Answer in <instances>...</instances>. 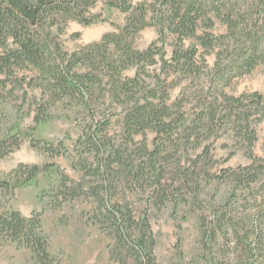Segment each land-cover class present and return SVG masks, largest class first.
Returning a JSON list of instances; mask_svg holds the SVG:
<instances>
[{"label": "trees", "instance_id": "obj_1", "mask_svg": "<svg viewBox=\"0 0 264 264\" xmlns=\"http://www.w3.org/2000/svg\"><path fill=\"white\" fill-rule=\"evenodd\" d=\"M99 1L0 0V98L13 93L9 82L24 99L27 88H38L41 97L32 106L36 125L54 118L53 107H63L80 127L72 161L77 178L54 163L20 164L0 177V190L55 172L54 208L91 199L95 223L112 237L116 264H159L150 208L189 205L201 194L200 178L226 182L230 193L204 206L208 215L204 211L200 217L206 259L264 264V143L263 154H255L264 97L257 91L237 96L225 91L235 79L264 67V0H141L136 5L105 0L127 14L125 24L98 42L66 51L60 34L70 21L89 26L102 20L92 13ZM219 25L225 26L222 34L215 32ZM150 27L158 39L138 48L140 33ZM208 55L215 58L212 65ZM131 69L133 76L126 74ZM178 86L182 90L171 103V90ZM114 121L119 130L112 134ZM147 131L155 133L151 145L135 141ZM223 136L251 162L213 172L212 149ZM8 141L0 139V156L19 147L18 140ZM45 143L54 156L65 151L63 143L57 148ZM128 188L146 196L141 211ZM233 201L244 208L241 216L230 208ZM39 224L38 215L0 211V239L24 244L39 264L46 263L51 255Z\"/></svg>", "mask_w": 264, "mask_h": 264}, {"label": "rangeland", "instance_id": "obj_2", "mask_svg": "<svg viewBox=\"0 0 264 264\" xmlns=\"http://www.w3.org/2000/svg\"><path fill=\"white\" fill-rule=\"evenodd\" d=\"M133 5L141 0H129ZM92 13L101 15L100 21L86 26L77 21H70L65 31L60 34V42L68 52L78 50L93 42H98L103 35L116 31L123 26L127 14L119 9L110 8L106 1H99ZM216 34L225 32V26L219 25ZM159 37L155 28L143 30L137 41L140 49L146 48ZM168 40L166 51L170 55L172 47ZM2 51V49H0ZM209 65L214 63V56H206ZM134 69L127 71L133 76ZM30 74V73H29ZM2 77V76H0ZM14 81V80H13ZM14 82H9L8 87L13 93H5L0 98V139L5 138L8 143L19 141V147L13 145L12 151L5 156H0V177H8L20 164L45 165L54 163L71 178L78 174L73 170L72 161L75 155V142L79 136L80 127L74 117H66V109L53 107L54 118L46 123L36 125L33 121V105L35 98L41 97L38 88H27L28 96L24 99L20 88L14 89ZM182 90V86L171 90L172 103ZM228 94L240 95L245 92H259L264 97V67H257L251 74L244 75L234 80L233 84L225 89ZM119 125L113 122L110 132L117 133ZM259 140L255 147V154H263L264 123L258 127ZM155 133L147 131L146 135H137L135 141L147 140L151 145ZM36 140V141H35ZM46 142H51L57 148L63 143L62 154L54 156L45 150ZM227 144L229 146H224ZM236 153L224 161L232 151ZM214 161L213 172L220 168H238L251 162L243 149L236 150L226 136L219 138L212 149ZM57 173L43 172L38 179L24 186L13 188L11 191L0 190V211H19L26 218L39 216L40 224L37 231L47 241L50 259L43 264H116L110 256L113 244L109 230H105L99 223H95L94 204L91 199L84 197L75 201L63 202L59 208L55 202L51 203V189L57 184ZM200 196L197 200H190L189 205H179L177 208L172 203L162 207L152 206L149 212L158 245L155 254L159 264H211L206 259L209 255L204 250L202 236L201 215L207 214L204 206H211L221 200L231 191L226 182H208L205 178L199 179ZM136 211L143 209V194H133L127 189ZM194 195V194H193ZM254 203L249 208L253 211ZM230 208L239 216L243 214V207L233 201ZM0 264H39L34 253L20 242L0 239Z\"/></svg>", "mask_w": 264, "mask_h": 264}]
</instances>
